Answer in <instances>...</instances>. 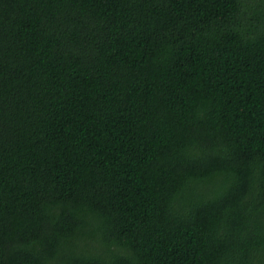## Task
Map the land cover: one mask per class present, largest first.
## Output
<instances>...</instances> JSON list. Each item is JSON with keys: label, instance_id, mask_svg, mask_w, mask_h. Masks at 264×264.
Wrapping results in <instances>:
<instances>
[{"label": "trees", "instance_id": "16d2710c", "mask_svg": "<svg viewBox=\"0 0 264 264\" xmlns=\"http://www.w3.org/2000/svg\"><path fill=\"white\" fill-rule=\"evenodd\" d=\"M0 264H264V0H0Z\"/></svg>", "mask_w": 264, "mask_h": 264}]
</instances>
